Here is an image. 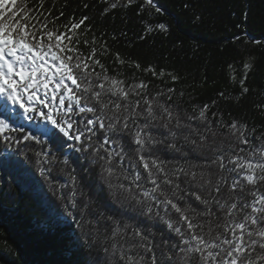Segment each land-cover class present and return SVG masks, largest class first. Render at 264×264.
<instances>
[{"label":"snow or ice","instance_id":"6c2138e0","mask_svg":"<svg viewBox=\"0 0 264 264\" xmlns=\"http://www.w3.org/2000/svg\"><path fill=\"white\" fill-rule=\"evenodd\" d=\"M131 2L128 0V4ZM37 3L38 7L28 8L26 0H0V139L8 145H19L27 141L42 144V138L47 137L60 150L67 145L74 153L90 152L93 163L102 162L100 174L108 186L135 201L141 216L159 222L161 240L156 243L152 228L139 223L121 224L108 217L113 220L110 227L105 226L106 240L111 242L104 248L111 257L109 264H264V133L252 137L245 123L234 120L220 123L224 139L217 143V132L210 127L206 115L209 105L205 104L198 116L190 117L204 122L205 133L197 131L196 139L188 135L183 139L194 153L210 155L202 164L186 161L187 168H169L171 161L153 155V149L164 145L169 152L180 153L178 130L191 126L183 125L170 106L159 102L158 97L164 93L149 98L143 92L147 88L143 82L125 87L123 80L107 74L95 46L87 54L80 50L83 33L78 30L89 17L73 22V16L67 23L57 25L55 21L63 11L52 17L51 9L45 13V0ZM119 3L114 0L110 7L116 8ZM144 3L153 6V0ZM155 11L161 10L157 7ZM158 27L165 30L163 24ZM90 30L91 26L84 28L85 33ZM95 42L93 36L92 44ZM83 43L87 46L89 41L85 39ZM100 47L107 51L106 42ZM248 70L245 64L241 96L249 91L243 86ZM146 71L156 75L151 66ZM171 79L176 81L178 77L172 75ZM173 91L168 89L169 93ZM167 99L171 100V96ZM17 106L22 110L17 115L38 117L47 125L39 136L28 132L22 139H15L6 134L25 131L23 125L17 129L11 122ZM157 121L161 123L157 125ZM160 127L167 130L171 141L167 136L159 139L153 135V128ZM125 136L131 145L128 151ZM35 155L43 157V163L55 162L47 151ZM9 163L0 161V166ZM63 163L68 165L70 161L65 158ZM213 167L218 170L215 181L213 172L208 171ZM197 168L201 171L197 172ZM49 171L42 167L40 174L46 176ZM113 177L118 181L115 184ZM181 177L185 188H181ZM121 178L127 183L119 182ZM69 180L72 190L67 200L75 210L77 177L69 173ZM225 188L227 197L222 195ZM88 207L85 203L79 208L81 218L89 215ZM67 217L72 221L69 230L80 223L73 211H68ZM62 222L65 221L57 218V223ZM95 224H99V218Z\"/></svg>","mask_w":264,"mask_h":264},{"label":"trees","instance_id":"16d2710c","mask_svg":"<svg viewBox=\"0 0 264 264\" xmlns=\"http://www.w3.org/2000/svg\"><path fill=\"white\" fill-rule=\"evenodd\" d=\"M113 2L45 0L44 10L47 14L46 10L51 9L52 17L63 11V16L55 21L57 25L67 23L69 17H75L73 22L89 17L78 30L83 33L80 50L87 54L95 46L97 58L107 74L123 80L125 87L143 82L147 85L143 92L149 98L164 93L158 97L159 102L170 106L183 125L191 126L178 130L176 143L182 146L180 153L173 154L159 145L153 149V155L171 161L169 168L178 165L187 168L186 161L202 164L210 153H194L183 137L196 139L197 131L205 133L203 121L190 119L198 116L205 104L209 105L206 115L210 127L217 132V143L224 139L220 133L225 130L220 128V123L234 120L245 123L252 137L264 133V0H153V6L144 0H132L131 4L120 0L116 8H111ZM26 5L38 7L37 0H26ZM157 7L160 12L155 11ZM160 24L165 30L158 27ZM87 26H91V30L85 33ZM147 28H151V32ZM85 39L89 41L87 46L83 43ZM104 42L106 52L100 47ZM121 60L124 62L120 63ZM245 64L249 70L243 86L249 91L241 96L240 80ZM150 66L156 75L146 71ZM96 70L100 71L98 67ZM161 70L163 76H160ZM172 75L178 79L172 81ZM169 88L174 91L169 93ZM21 112L17 106L11 122L17 129L23 125L25 131L6 134L22 139L28 132L39 136L46 129L41 119L23 118L17 115ZM213 120L217 123H211ZM153 135L172 140L162 127L153 128ZM42 139V144L27 141L19 145H8L0 139V161H10L6 167L0 166V264H109L111 257L104 248L111 242L106 240L105 226L110 227L113 220L150 227L156 233L154 242H160L159 222L141 216L135 201L108 186L100 174L102 162L93 163L90 152L74 153L67 145L60 150L56 144L49 143L47 137ZM127 140L125 136L126 151L131 147ZM41 151L49 152L55 162L43 163V157L35 155ZM65 158L70 161L68 165L63 163ZM42 167L50 169L46 176L40 174ZM208 171L213 172L215 181L218 170L213 167ZM69 173L77 177L78 208L75 210L69 207L67 200L72 190ZM117 182L113 177L112 183ZM119 182L127 183L122 178ZM180 183L181 188L187 187L184 177ZM222 195H229L227 188ZM85 203L89 205V215L81 218L79 208ZM68 211H73L80 222L73 224L72 230L68 227L72 223L67 217ZM57 218L65 222L57 223ZM97 218L98 225L95 224Z\"/></svg>","mask_w":264,"mask_h":264}]
</instances>
